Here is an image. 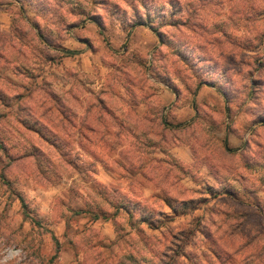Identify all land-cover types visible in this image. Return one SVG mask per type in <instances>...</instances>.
Returning <instances> with one entry per match:
<instances>
[{"label":"clouds","instance_id":"clouds-1","mask_svg":"<svg viewBox=\"0 0 264 264\" xmlns=\"http://www.w3.org/2000/svg\"><path fill=\"white\" fill-rule=\"evenodd\" d=\"M0 264H264V0H0Z\"/></svg>","mask_w":264,"mask_h":264}]
</instances>
